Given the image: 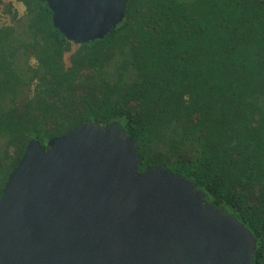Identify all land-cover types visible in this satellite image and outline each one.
Masks as SVG:
<instances>
[{
    "label": "trees",
    "instance_id": "16d2710c",
    "mask_svg": "<svg viewBox=\"0 0 264 264\" xmlns=\"http://www.w3.org/2000/svg\"><path fill=\"white\" fill-rule=\"evenodd\" d=\"M19 1L0 25V195L30 139L118 122L139 171L190 178L264 264V0H128L116 28L79 45L46 2Z\"/></svg>",
    "mask_w": 264,
    "mask_h": 264
},
{
    "label": "water",
    "instance_id": "95a60500",
    "mask_svg": "<svg viewBox=\"0 0 264 264\" xmlns=\"http://www.w3.org/2000/svg\"><path fill=\"white\" fill-rule=\"evenodd\" d=\"M65 37H106L128 0H39ZM140 142L86 120L32 138L0 195V264H255L257 240L190 178L139 171Z\"/></svg>",
    "mask_w": 264,
    "mask_h": 264
},
{
    "label": "rangeland",
    "instance_id": "374dc122",
    "mask_svg": "<svg viewBox=\"0 0 264 264\" xmlns=\"http://www.w3.org/2000/svg\"><path fill=\"white\" fill-rule=\"evenodd\" d=\"M12 2L14 7L19 11L20 14H24L26 6L19 0H2L0 6V25L8 24L11 22L10 14L6 11L8 3Z\"/></svg>",
    "mask_w": 264,
    "mask_h": 264
}]
</instances>
